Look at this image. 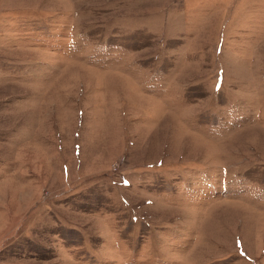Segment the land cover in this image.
<instances>
[{
  "label": "rangeland",
  "instance_id": "rangeland-1",
  "mask_svg": "<svg viewBox=\"0 0 264 264\" xmlns=\"http://www.w3.org/2000/svg\"><path fill=\"white\" fill-rule=\"evenodd\" d=\"M0 264H264V0H0Z\"/></svg>",
  "mask_w": 264,
  "mask_h": 264
}]
</instances>
